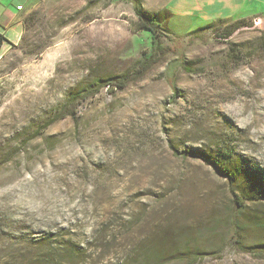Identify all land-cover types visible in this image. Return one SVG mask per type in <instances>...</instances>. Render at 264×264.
Here are the masks:
<instances>
[{
	"label": "rangeland",
	"instance_id": "374dc122",
	"mask_svg": "<svg viewBox=\"0 0 264 264\" xmlns=\"http://www.w3.org/2000/svg\"><path fill=\"white\" fill-rule=\"evenodd\" d=\"M141 2L177 36L234 22L204 21L188 0ZM21 7V39L0 51V264H131L144 240L171 229L178 244L201 250L196 264H264V253L247 251L264 246V202L238 209L228 179L168 145L211 154L215 139L232 138L245 169L264 178V21L247 20L253 27L229 41L252 54L240 65L208 30L174 51L189 70L178 68L173 83L176 53L143 81L104 89L70 109L74 119L38 132L70 94L133 71L150 38L124 0Z\"/></svg>",
	"mask_w": 264,
	"mask_h": 264
},
{
	"label": "trees",
	"instance_id": "16d2710c",
	"mask_svg": "<svg viewBox=\"0 0 264 264\" xmlns=\"http://www.w3.org/2000/svg\"><path fill=\"white\" fill-rule=\"evenodd\" d=\"M129 2L133 6L135 16L137 18L136 30L137 32H143L150 38V49L144 54L142 59L137 62L133 71L126 73L122 76H115L109 78H95L90 85L84 87L82 90L76 93L70 94L65 103L59 109V115L57 120L48 121L45 125L40 127L39 131L48 129L52 124L58 120L75 118V112H70V109L76 107L81 101L94 98L101 93L102 90L108 89L110 91H124L132 83H138L143 81L155 68L165 64L166 58L172 53H176V49L185 44L187 40L193 42L196 39H201L205 33L210 30L220 40L229 43L230 62L240 65L252 54L251 52L244 51L238 44L230 43L229 41L234 35L243 28H252L253 24L247 20H236L231 24H227L226 27L219 26L213 28L212 26L204 27L195 33L186 36H177L171 30L163 27L155 17L150 16L145 12L141 0H124ZM219 23H223L219 21ZM28 30L27 26H25ZM25 30V31H26ZM22 43L28 45L26 38L22 37ZM9 43L7 37L0 32V51L3 46ZM10 44V43H9ZM41 50V47H40ZM259 50L264 52V40L259 44ZM178 58L167 65V77L173 83L175 81L174 74L176 70L182 67L185 71H188L185 58L181 57L180 53H176ZM176 95L173 96L175 98ZM37 132V133H38ZM213 146L209 149L211 154L201 153L198 151L186 150L180 152L175 148L172 143H169V148L172 150L174 156L191 158L202 161L206 165L213 168V170L220 176L229 180L230 193L233 201L238 209H246V203L252 204L264 202V178L256 176V171L253 169H245V163L237 155V148L232 138H218L214 140ZM245 175L248 177L245 187L240 188L235 181L240 176ZM242 195V196H240ZM230 221H234L230 219ZM235 222V221H234ZM235 228H238L235 222ZM235 231V230H233ZM158 239L148 238L138 247L137 252L133 255V262L131 264H167L170 262H186V264H196L203 258V253L199 249L189 248V243L178 244V238L180 236L175 235V229L170 231H160L157 233ZM235 235V233H234ZM70 248V247H69ZM243 248V247H242ZM251 253H264V246L247 248Z\"/></svg>",
	"mask_w": 264,
	"mask_h": 264
},
{
	"label": "crops",
	"instance_id": "0c3cea01",
	"mask_svg": "<svg viewBox=\"0 0 264 264\" xmlns=\"http://www.w3.org/2000/svg\"><path fill=\"white\" fill-rule=\"evenodd\" d=\"M24 2L25 0H0V32L12 44L19 43L22 36L17 7ZM174 3L175 1L173 5ZM188 3L190 11L208 22L251 19L264 21V0H188Z\"/></svg>",
	"mask_w": 264,
	"mask_h": 264
},
{
	"label": "built area",
	"instance_id": "2783aa9c",
	"mask_svg": "<svg viewBox=\"0 0 264 264\" xmlns=\"http://www.w3.org/2000/svg\"><path fill=\"white\" fill-rule=\"evenodd\" d=\"M17 10L18 11H21L22 10V7L21 6H18L17 7ZM261 24V20H258V19H256V20H254V25L257 27V26H259Z\"/></svg>",
	"mask_w": 264,
	"mask_h": 264
}]
</instances>
